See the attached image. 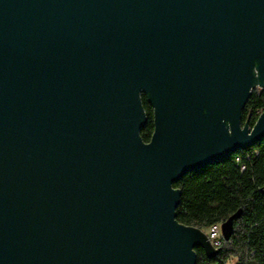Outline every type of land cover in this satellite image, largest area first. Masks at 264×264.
<instances>
[{"label":"water","instance_id":"95a60500","mask_svg":"<svg viewBox=\"0 0 264 264\" xmlns=\"http://www.w3.org/2000/svg\"><path fill=\"white\" fill-rule=\"evenodd\" d=\"M256 88L264 0H0V264L214 257L174 183L264 138Z\"/></svg>","mask_w":264,"mask_h":264},{"label":"trees","instance_id":"16d2710c","mask_svg":"<svg viewBox=\"0 0 264 264\" xmlns=\"http://www.w3.org/2000/svg\"><path fill=\"white\" fill-rule=\"evenodd\" d=\"M148 122L141 136L148 142L154 132V109L143 94ZM264 112V88H256L242 110V124L252 127ZM181 190L176 219L209 234L236 212L234 231L214 257L196 247V264H264V138L256 145L238 149L226 158L185 174L174 183Z\"/></svg>","mask_w":264,"mask_h":264},{"label":"built area","instance_id":"2783aa9c","mask_svg":"<svg viewBox=\"0 0 264 264\" xmlns=\"http://www.w3.org/2000/svg\"><path fill=\"white\" fill-rule=\"evenodd\" d=\"M209 239L211 240L213 246L217 249L222 244V231H221V224H215L211 227L210 232L208 234Z\"/></svg>","mask_w":264,"mask_h":264},{"label":"rangeland","instance_id":"374dc122","mask_svg":"<svg viewBox=\"0 0 264 264\" xmlns=\"http://www.w3.org/2000/svg\"><path fill=\"white\" fill-rule=\"evenodd\" d=\"M236 262H237V258H231V259H229L227 264H235Z\"/></svg>","mask_w":264,"mask_h":264},{"label":"flooded vegetation","instance_id":"af4514ba","mask_svg":"<svg viewBox=\"0 0 264 264\" xmlns=\"http://www.w3.org/2000/svg\"><path fill=\"white\" fill-rule=\"evenodd\" d=\"M145 95V94H144ZM143 96V95H142Z\"/></svg>","mask_w":264,"mask_h":264}]
</instances>
